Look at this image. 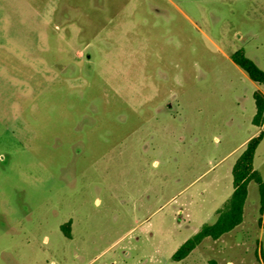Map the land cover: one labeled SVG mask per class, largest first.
Segmentation results:
<instances>
[{
  "label": "rangeland",
  "instance_id": "obj_1",
  "mask_svg": "<svg viewBox=\"0 0 264 264\" xmlns=\"http://www.w3.org/2000/svg\"><path fill=\"white\" fill-rule=\"evenodd\" d=\"M240 48L264 71V0H0V264H264L254 181L172 260L260 133Z\"/></svg>",
  "mask_w": 264,
  "mask_h": 264
},
{
  "label": "trees",
  "instance_id": "obj_2",
  "mask_svg": "<svg viewBox=\"0 0 264 264\" xmlns=\"http://www.w3.org/2000/svg\"><path fill=\"white\" fill-rule=\"evenodd\" d=\"M232 61L239 66L248 77L257 83L264 84V71L254 61L245 55L242 48L231 55ZM255 104V114L252 124L261 126L264 123V93L256 90L252 94ZM262 139V132L251 137L245 144L242 152L235 160L231 175L233 190L221 207L216 210V219L213 223H204L191 237L187 238L172 254V260L179 261L185 258L205 238L217 239L222 234L231 231L242 221L243 205L247 197V186L250 181L257 183L261 202H264V181L258 170L254 168L253 159L256 148ZM70 222L61 225L63 234L70 238Z\"/></svg>",
  "mask_w": 264,
  "mask_h": 264
},
{
  "label": "crops",
  "instance_id": "obj_3",
  "mask_svg": "<svg viewBox=\"0 0 264 264\" xmlns=\"http://www.w3.org/2000/svg\"><path fill=\"white\" fill-rule=\"evenodd\" d=\"M256 126V125H255ZM259 129H260V131L259 132H262L263 133V137H262V139H261V141L260 142H262L263 141V139H264V124L263 125H261V126H257ZM257 136V135H256ZM253 137V136H252ZM250 139V137L249 138H247L245 141H244V145L246 144V142L248 141ZM260 144V143H259ZM259 144H258V146H259ZM257 146V147H258ZM256 150H257V148H256ZM255 154H256V151H255ZM255 156V155H254ZM253 163H254V159H253ZM254 167H256V165L254 164Z\"/></svg>",
  "mask_w": 264,
  "mask_h": 264
}]
</instances>
